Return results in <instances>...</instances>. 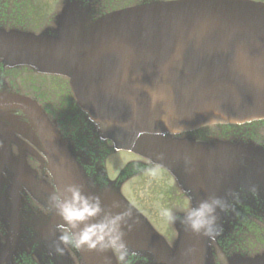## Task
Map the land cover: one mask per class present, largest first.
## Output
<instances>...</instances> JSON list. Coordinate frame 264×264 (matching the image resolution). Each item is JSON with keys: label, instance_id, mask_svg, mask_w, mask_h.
Returning <instances> with one entry per match:
<instances>
[{"label": "water", "instance_id": "obj_1", "mask_svg": "<svg viewBox=\"0 0 264 264\" xmlns=\"http://www.w3.org/2000/svg\"><path fill=\"white\" fill-rule=\"evenodd\" d=\"M93 4L63 0L53 25L37 34L0 27V63L66 77L93 132L111 140L115 151L127 150L166 168L190 207L218 196L228 207L247 203L250 209H264V196L238 199L222 196L218 188L240 181L264 194V150L253 143L201 142L187 136L206 126L264 120V3L138 0L103 13ZM16 111L25 113L28 122L12 115ZM79 143L82 139L63 135L36 101L7 90L0 79V176L8 172L12 182L0 185V196L11 198L9 204L0 199L7 227L0 264L22 255L18 208L12 207L19 193L28 189L49 202L54 191L62 192L68 184L98 196L112 214L131 211L127 224L132 228L124 227L130 256L144 264H207L211 238L229 224L228 207L217 209V231L211 237L176 221L177 237L169 246L123 197L121 182H96L86 175L80 164L88 161L87 153ZM11 146L20 147L18 155ZM33 147L41 152L51 187L37 183L27 167L26 153H33ZM51 213V231L42 230L31 243L35 255L41 264H73L58 240L60 217ZM57 244L63 254L56 251ZM69 247L78 264H118L111 250ZM233 264H264V253Z\"/></svg>", "mask_w": 264, "mask_h": 264}, {"label": "flooded vegetation", "instance_id": "obj_2", "mask_svg": "<svg viewBox=\"0 0 264 264\" xmlns=\"http://www.w3.org/2000/svg\"><path fill=\"white\" fill-rule=\"evenodd\" d=\"M46 3L48 2H40L39 0H0V23L6 24L7 27L16 26L15 24L25 25L28 22L33 25H38L41 20V12H39L41 10L40 8H42L41 5H45ZM22 119L24 120V118ZM263 123L264 121L259 123L260 128H254L255 126L249 125V127L243 129H230L224 132L221 130L214 137H218L221 140L235 139L239 141L252 139L256 134H259L264 138ZM89 144L93 150L100 152L103 156L108 154L105 149H110L106 142L96 138L92 139ZM260 146L264 150V144H260ZM33 150V153H26L28 169L34 175L37 183L41 184L43 182L48 186H52L49 173L45 168V163L40 151L34 147ZM12 151L14 154H17L18 148L12 146ZM84 170L89 177L92 176L96 178L99 173L96 169V164H91V162L85 164ZM5 180L9 182L8 172L1 174L0 185L5 184ZM38 188L40 189V185H38ZM177 193L179 202L184 211L189 207V202L179 190H177ZM222 194L224 196H237L238 199L239 196H241L240 198L243 196H264L263 193L259 192L254 187H250L246 183L240 181H235L231 187L229 186V190L226 189ZM0 199L7 201V204L11 202L9 196H0ZM48 205L49 202H47L45 198L38 195L34 196L27 189H23L20 193L18 202H16L15 205L14 203L12 204V207L15 206L18 208L20 233L24 240L28 238L29 241L33 242L36 237L40 236L42 230L51 231L48 229L51 222L48 218L51 212L45 211ZM3 206L4 202L1 200L0 208ZM252 206L254 208L250 209L247 207L246 203L233 207V203H231V208L228 210L231 216V219H229L231 220V224L227 225L226 229L221 230L215 237L211 238L207 250V264H233L245 259L254 258L264 253V217L263 219L257 218V224H250V220L239 216L240 214L246 216H264V209L255 205ZM5 209L6 207L4 206L3 210L5 211ZM233 215L235 216L232 217ZM259 221L261 223H259ZM6 229L4 215L0 209V245L4 244ZM36 233H38V235ZM166 237L169 240L174 239L175 232L173 229ZM22 249V255H17V257L13 258L11 264H40V262H38L39 259L33 255V249H31L28 242L25 241ZM73 260L77 262V257H73ZM126 264H143V261L134 256H127Z\"/></svg>", "mask_w": 264, "mask_h": 264}, {"label": "clouds", "instance_id": "obj_3", "mask_svg": "<svg viewBox=\"0 0 264 264\" xmlns=\"http://www.w3.org/2000/svg\"><path fill=\"white\" fill-rule=\"evenodd\" d=\"M173 135H179V132H173ZM49 204L45 211L54 210L61 220L56 225L60 244L97 253L111 250L116 253L120 264H126L129 249L124 240V227L132 228L127 224L131 211L116 214L105 211L98 196L84 193L76 184L66 185L62 192L54 191L49 196ZM227 207L224 198L210 196L193 205L182 216L169 209L164 210V215L173 223L179 221L193 233L211 237L217 231V209L224 211ZM60 244H57L56 251L63 254L64 248Z\"/></svg>", "mask_w": 264, "mask_h": 264}, {"label": "rangeland", "instance_id": "obj_4", "mask_svg": "<svg viewBox=\"0 0 264 264\" xmlns=\"http://www.w3.org/2000/svg\"><path fill=\"white\" fill-rule=\"evenodd\" d=\"M47 1L45 5H41V20L38 25H35V29L42 28L45 25H51L53 23L52 15L56 14L60 9L61 2L63 0H39ZM131 0H114L112 1L113 7L124 6L130 3ZM95 9L100 10L106 9L105 5L97 3L94 5ZM36 78V83L38 88L43 93L39 95L43 96L47 106H54L56 104L47 100L44 95H48L47 89L58 88L59 86H65L66 80L56 76H42L39 75ZM29 89L33 91L35 86L28 81ZM20 89L26 91V83L20 84ZM217 127L214 126L206 128L203 133L216 134ZM138 159L134 154L126 151H120L118 153H113L107 159L106 171L107 175L114 177L118 169L122 165ZM120 191L122 194L134 204L136 208L154 225L156 230H158L163 235H169L171 233V221L167 216L164 215V210L169 209L175 214V211L182 212L183 208L179 202L177 188L175 186L174 180L171 175L160 168H153L147 171H142L137 175H133L124 179L120 185ZM177 201V203H176ZM171 229V230H170Z\"/></svg>", "mask_w": 264, "mask_h": 264}]
</instances>
